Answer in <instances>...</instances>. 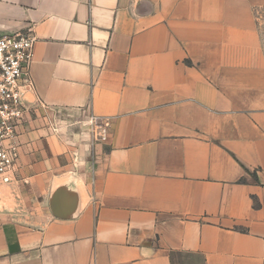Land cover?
<instances>
[{
	"label": "crops",
	"instance_id": "crops-1",
	"mask_svg": "<svg viewBox=\"0 0 264 264\" xmlns=\"http://www.w3.org/2000/svg\"><path fill=\"white\" fill-rule=\"evenodd\" d=\"M262 10L0 0V37L36 39L0 264H264Z\"/></svg>",
	"mask_w": 264,
	"mask_h": 264
},
{
	"label": "built area",
	"instance_id": "built-area-1",
	"mask_svg": "<svg viewBox=\"0 0 264 264\" xmlns=\"http://www.w3.org/2000/svg\"><path fill=\"white\" fill-rule=\"evenodd\" d=\"M34 43L35 38L29 33L0 37V185L15 181L19 132L27 112L23 95L31 88L29 68ZM90 120L97 130V138L104 141L109 124L99 118Z\"/></svg>",
	"mask_w": 264,
	"mask_h": 264
},
{
	"label": "rangeland",
	"instance_id": "rangeland-1",
	"mask_svg": "<svg viewBox=\"0 0 264 264\" xmlns=\"http://www.w3.org/2000/svg\"><path fill=\"white\" fill-rule=\"evenodd\" d=\"M257 27H258V33H259V36H260V44H261V48H262V52L264 54V10L260 11L258 14H257ZM16 33H29L32 35V33H30L29 31L28 32H16ZM10 35V34H8ZM2 37V36H1ZM34 37V36H33ZM35 38V37H34ZM35 42H36V39H35ZM35 44V43H34ZM94 118H97V117H94ZM102 120V119H101ZM103 121H106L108 124L109 122L107 120H103ZM87 125H88V128L90 130V133L93 135L97 133V130L95 129V127H93V124H91V120L89 118V120L87 121ZM109 129V128H108ZM108 131V130H107ZM107 138V137H106ZM96 140H99V138H97L96 136ZM106 140V139H105ZM104 140V141H105ZM101 141V140H99ZM104 141H101V142H104Z\"/></svg>",
	"mask_w": 264,
	"mask_h": 264
},
{
	"label": "water",
	"instance_id": "water-1",
	"mask_svg": "<svg viewBox=\"0 0 264 264\" xmlns=\"http://www.w3.org/2000/svg\"><path fill=\"white\" fill-rule=\"evenodd\" d=\"M63 188L61 187V188H58V189H56L53 193H52V195H51V197H50V210H51V212H52V214L55 216V217H58V218H67L66 217V214H60L59 212H58V210H59V205H60V202H59V197L62 195V192H63ZM75 201H76V199H74L73 201H72V209H73V211H74V208H75V205H76V203H75ZM74 206V207H73ZM68 215V214H67Z\"/></svg>",
	"mask_w": 264,
	"mask_h": 264
}]
</instances>
